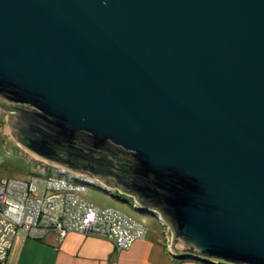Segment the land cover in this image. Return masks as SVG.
<instances>
[{"label": "water", "instance_id": "water-1", "mask_svg": "<svg viewBox=\"0 0 264 264\" xmlns=\"http://www.w3.org/2000/svg\"><path fill=\"white\" fill-rule=\"evenodd\" d=\"M0 109L172 259L264 264V0H0Z\"/></svg>", "mask_w": 264, "mask_h": 264}, {"label": "built area", "instance_id": "built-area-1", "mask_svg": "<svg viewBox=\"0 0 264 264\" xmlns=\"http://www.w3.org/2000/svg\"><path fill=\"white\" fill-rule=\"evenodd\" d=\"M38 167L44 179L42 193L32 182L0 179V264L19 232L36 241L48 234L56 235L59 241L70 233L95 236L110 240L119 251L130 249L145 237V228L129 216L88 203L82 196L87 185L57 173L51 166Z\"/></svg>", "mask_w": 264, "mask_h": 264}, {"label": "crops", "instance_id": "crops-1", "mask_svg": "<svg viewBox=\"0 0 264 264\" xmlns=\"http://www.w3.org/2000/svg\"><path fill=\"white\" fill-rule=\"evenodd\" d=\"M143 239L119 251L107 239L68 234L63 241L54 234L36 241L19 232L3 264H201L174 260L167 252L168 230L145 229Z\"/></svg>", "mask_w": 264, "mask_h": 264}, {"label": "rangeland", "instance_id": "rangeland-1", "mask_svg": "<svg viewBox=\"0 0 264 264\" xmlns=\"http://www.w3.org/2000/svg\"><path fill=\"white\" fill-rule=\"evenodd\" d=\"M7 117L8 114L0 109V179L32 182L42 193L43 173L36 163L30 162L29 159L20 155L19 148L16 147L15 141L8 132ZM82 196L88 203L96 207L111 208L122 212L140 223L145 229L156 228L164 231L155 217L136 211L128 202L129 197L115 189L109 195L97 187L87 186V191Z\"/></svg>", "mask_w": 264, "mask_h": 264}, {"label": "trees", "instance_id": "trees-1", "mask_svg": "<svg viewBox=\"0 0 264 264\" xmlns=\"http://www.w3.org/2000/svg\"><path fill=\"white\" fill-rule=\"evenodd\" d=\"M178 261V260H177Z\"/></svg>", "mask_w": 264, "mask_h": 264}]
</instances>
